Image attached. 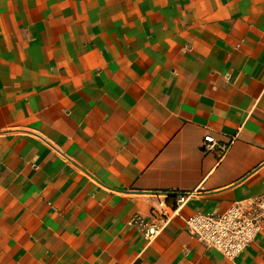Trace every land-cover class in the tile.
I'll return each mask as SVG.
<instances>
[{
  "label": "crops",
  "instance_id": "1",
  "mask_svg": "<svg viewBox=\"0 0 264 264\" xmlns=\"http://www.w3.org/2000/svg\"><path fill=\"white\" fill-rule=\"evenodd\" d=\"M256 196L264 0H0V264H264L184 222Z\"/></svg>",
  "mask_w": 264,
  "mask_h": 264
},
{
  "label": "built area",
  "instance_id": "2",
  "mask_svg": "<svg viewBox=\"0 0 264 264\" xmlns=\"http://www.w3.org/2000/svg\"><path fill=\"white\" fill-rule=\"evenodd\" d=\"M204 149L215 145L212 135L204 138ZM192 193L178 196L174 205L159 202L149 217L132 219L143 237L151 241L165 229L175 217L182 216V209ZM185 229L207 250L219 252L227 259L239 256L264 231V196H256L234 203L224 213H196L184 217Z\"/></svg>",
  "mask_w": 264,
  "mask_h": 264
}]
</instances>
